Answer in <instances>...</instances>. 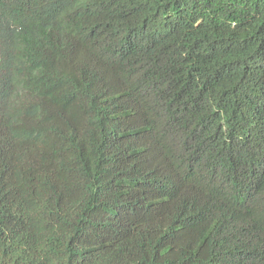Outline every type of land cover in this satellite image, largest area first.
<instances>
[{"label": "trees", "instance_id": "16d2710c", "mask_svg": "<svg viewBox=\"0 0 264 264\" xmlns=\"http://www.w3.org/2000/svg\"><path fill=\"white\" fill-rule=\"evenodd\" d=\"M0 264H264V0H0Z\"/></svg>", "mask_w": 264, "mask_h": 264}]
</instances>
